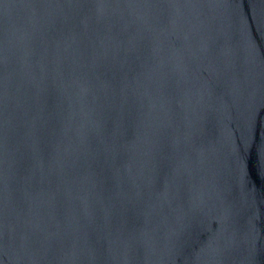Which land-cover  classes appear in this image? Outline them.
Wrapping results in <instances>:
<instances>
[{"label": "water", "instance_id": "95a60500", "mask_svg": "<svg viewBox=\"0 0 264 264\" xmlns=\"http://www.w3.org/2000/svg\"><path fill=\"white\" fill-rule=\"evenodd\" d=\"M0 264H264V0H0Z\"/></svg>", "mask_w": 264, "mask_h": 264}]
</instances>
